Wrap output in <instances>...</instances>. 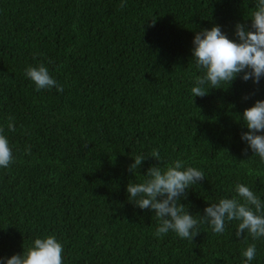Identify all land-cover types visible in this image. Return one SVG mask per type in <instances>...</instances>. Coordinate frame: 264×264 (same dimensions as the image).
<instances>
[{"label":"trees","instance_id":"1","mask_svg":"<svg viewBox=\"0 0 264 264\" xmlns=\"http://www.w3.org/2000/svg\"><path fill=\"white\" fill-rule=\"evenodd\" d=\"M256 3L0 0V126L15 157L0 168V258L55 235L63 264H244L251 243V264H264V237L237 238V221L222 234L200 223L193 240L157 237L154 210L127 193L149 167L180 159L205 175L180 201L197 219L236 196L238 183L264 201V162L241 139L244 110L264 100V78L191 93L204 75L192 54L196 32L220 25L236 39L235 25H250ZM41 62L62 93L37 91L26 77ZM153 149L160 162L149 157L129 171Z\"/></svg>","mask_w":264,"mask_h":264},{"label":"clouds","instance_id":"2","mask_svg":"<svg viewBox=\"0 0 264 264\" xmlns=\"http://www.w3.org/2000/svg\"><path fill=\"white\" fill-rule=\"evenodd\" d=\"M120 7H125V4L122 2ZM249 20L250 25H235L236 39L229 38L220 25L196 32L192 54L204 75L196 77V86L191 89L194 97L206 96L209 93L206 85H210L211 89H220L222 83L230 87L237 77L258 85L264 78V0H257ZM155 22L151 20L152 26ZM25 75L35 84L37 91L53 87L61 93L64 90L43 62L29 66ZM242 121L248 131L242 133L241 139L264 162V100H257L252 107L246 108ZM6 127L8 131H16L14 117L8 118ZM149 157L160 162L159 150L153 149L147 157L135 156L129 171L134 174V170L140 168ZM14 161L5 127L0 126V168H8ZM144 175L146 178L143 182H129L127 193L129 201L140 209L154 210L155 217L160 221L155 236L161 237L173 231L182 239L193 240L199 234L197 228L200 223H207L213 232L222 234L227 222L237 221V238L246 239V233L253 240L264 237V201L249 186L238 183L235 186L236 196L211 203L203 210V215L196 214L197 219L189 210H185V205L180 201L187 198V192L193 185L205 180L202 170L185 167V162L177 159L166 168L151 166ZM63 251L64 246L57 237L48 235L36 238L30 247L24 248L22 254L0 258V264H63ZM242 255L246 258L244 264H251L257 255L256 244H249Z\"/></svg>","mask_w":264,"mask_h":264}]
</instances>
